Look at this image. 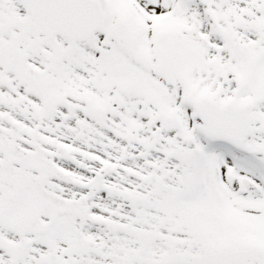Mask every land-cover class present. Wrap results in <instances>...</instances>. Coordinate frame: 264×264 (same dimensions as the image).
<instances>
[{
	"label": "snow or ice",
	"instance_id": "6c2138e0",
	"mask_svg": "<svg viewBox=\"0 0 264 264\" xmlns=\"http://www.w3.org/2000/svg\"><path fill=\"white\" fill-rule=\"evenodd\" d=\"M0 264H264V0H0Z\"/></svg>",
	"mask_w": 264,
	"mask_h": 264
}]
</instances>
